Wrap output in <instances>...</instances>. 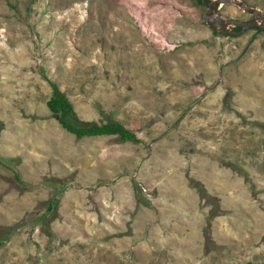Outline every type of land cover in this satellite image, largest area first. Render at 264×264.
Returning <instances> with one entry per match:
<instances>
[{
    "label": "rangeland",
    "instance_id": "374dc122",
    "mask_svg": "<svg viewBox=\"0 0 264 264\" xmlns=\"http://www.w3.org/2000/svg\"><path fill=\"white\" fill-rule=\"evenodd\" d=\"M204 9L0 0V264H264V30L226 35ZM52 83L78 119L110 118L137 141L80 147L69 133L60 146ZM68 148L105 180L57 175Z\"/></svg>",
    "mask_w": 264,
    "mask_h": 264
},
{
    "label": "trees",
    "instance_id": "16d2710c",
    "mask_svg": "<svg viewBox=\"0 0 264 264\" xmlns=\"http://www.w3.org/2000/svg\"><path fill=\"white\" fill-rule=\"evenodd\" d=\"M52 87V94L46 99L45 104L51 112L56 114V118L62 127L75 137L90 134L116 135L120 141H137V138L132 132L124 128L119 122L110 118L101 123L78 119L64 91H62L56 83H52ZM59 182H63L62 179H59ZM58 202V197L51 198L46 206L47 213L44 212L46 214H44V216L52 214L53 218L56 213Z\"/></svg>",
    "mask_w": 264,
    "mask_h": 264
},
{
    "label": "water",
    "instance_id": "95a60500",
    "mask_svg": "<svg viewBox=\"0 0 264 264\" xmlns=\"http://www.w3.org/2000/svg\"><path fill=\"white\" fill-rule=\"evenodd\" d=\"M205 6L202 14V19L212 29H218L222 33L230 36H240L249 29L257 28L264 30V12L257 8L248 6L240 0H201ZM233 4L242 11L247 12L252 16L248 20H238L235 18H226L219 13L218 8L221 4ZM238 27V30L233 28Z\"/></svg>",
    "mask_w": 264,
    "mask_h": 264
},
{
    "label": "crops",
    "instance_id": "0c3cea01",
    "mask_svg": "<svg viewBox=\"0 0 264 264\" xmlns=\"http://www.w3.org/2000/svg\"><path fill=\"white\" fill-rule=\"evenodd\" d=\"M46 101V100H45ZM46 105V104H45ZM47 107V106H46ZM47 109H48V107H47ZM49 110V109H48ZM50 111V110H49ZM57 119V118H56ZM56 122V123H55ZM97 122V121H96ZM54 124H56L57 125V128L59 129V131L56 133V135H55V138L57 139H54V140H56L57 142H58V144L60 145V146H62V142H61V138L62 137H66V136H68V135H70L69 133V131H67L64 127H62L61 126V124L58 122V120L57 121H54L53 122ZM54 127V126H53ZM48 129L50 130V127L48 126ZM64 131V132H63ZM3 133V132H2ZM68 134V135H67ZM5 133H4V136H2V137H5ZM7 136V135H6ZM74 136V135H73ZM97 136H100L99 134H90V135H82V136H80V137H75L76 139H75V142H77L79 145H80V147H82L83 146V144H84V139H86V138H94V137H97ZM72 137V136H71ZM1 138V137H0ZM66 138H69V137H66ZM87 141H89V139H86V142ZM70 144V143H69ZM72 145H74V144H72ZM93 149V148H92ZM90 150V149H89ZM88 150V151H89ZM168 152H172V151H168ZM80 153V150H79V148H68V150L67 151H63L62 152V154H61V156L63 157L62 159L63 160H66V159H68V163H65V164H63L62 165V167L61 168H63V171L62 172H60V170H56L57 171V175H59V176H62V175H68L69 173H72L73 174V179L75 180V179H78V181L79 180H81V179H83V178H85L86 176H87V174L89 173L90 174V176H91V178H92V174L95 172L96 173V170H99V172H101V175H98L97 176V178L99 177L100 179H103V180H105L104 179V177H105V172H103V168H102V165L101 166H99V168L97 169H93V170H87L88 168H86L85 169V167L84 166H80L79 167V163H80V159H82V155L81 154H79ZM56 155V154H55ZM84 155H86V151H84ZM92 164H96V161L93 159L92 160V162H91ZM125 167H127L126 165H125ZM105 170H106V172H109L110 170L109 169H106V167H105ZM92 171V172H91ZM91 172V173H90ZM97 175V174H96ZM94 179V178H93ZM138 179V178H137ZM171 180H169V182H170ZM165 184H166V181H165ZM104 187V186H103ZM72 188V186H70L69 187V189H71ZM134 187H132V189H131V193H133V196H134V189H133ZM68 189V191H70Z\"/></svg>",
    "mask_w": 264,
    "mask_h": 264
},
{
    "label": "flooded vegetation",
    "instance_id": "af4514ba",
    "mask_svg": "<svg viewBox=\"0 0 264 264\" xmlns=\"http://www.w3.org/2000/svg\"><path fill=\"white\" fill-rule=\"evenodd\" d=\"M252 18V16L250 17V19ZM234 30H238L239 28L238 27H236V28H233ZM256 30H259V29H257V28H255Z\"/></svg>",
    "mask_w": 264,
    "mask_h": 264
}]
</instances>
